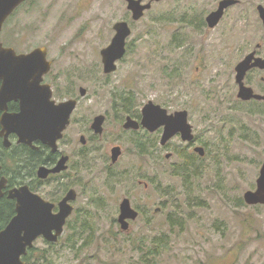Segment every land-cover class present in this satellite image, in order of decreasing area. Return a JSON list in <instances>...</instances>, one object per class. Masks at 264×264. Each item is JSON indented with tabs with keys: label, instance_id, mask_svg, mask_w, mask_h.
<instances>
[{
	"label": "rangeland",
	"instance_id": "obj_1",
	"mask_svg": "<svg viewBox=\"0 0 264 264\" xmlns=\"http://www.w3.org/2000/svg\"><path fill=\"white\" fill-rule=\"evenodd\" d=\"M216 1L162 0L135 21L125 0H27L7 19L5 46L46 47L61 96L79 99L60 141L70 168L43 193L52 199L74 187L75 211L57 242L35 241L29 264H264V204L243 198L256 189L264 161V117L250 111L262 105L239 107L220 88L215 66L198 73L187 58L193 45L234 44L244 28L237 7L208 36L195 30ZM118 21H127L132 34L117 70L106 74L101 50ZM211 89L217 92L210 96ZM149 101L172 112L189 109L205 155L179 137L161 146L158 133L125 130L127 111ZM104 113L98 135L91 123ZM115 145L122 153L112 164ZM181 154L196 155L197 176L175 174ZM124 198L140 212L128 230L118 222Z\"/></svg>",
	"mask_w": 264,
	"mask_h": 264
},
{
	"label": "water",
	"instance_id": "obj_2",
	"mask_svg": "<svg viewBox=\"0 0 264 264\" xmlns=\"http://www.w3.org/2000/svg\"><path fill=\"white\" fill-rule=\"evenodd\" d=\"M25 0H0V31L8 16ZM127 8L132 13L133 20H140L153 6L154 2L162 0H125ZM237 0H222L216 11L207 18L211 27L218 24L224 10ZM115 35L110 44L101 50L103 68L106 74L117 70V62L127 52V40L132 34V28L127 21H118L113 26ZM0 62L5 71L4 82L0 91V109L5 108L11 99L21 101V111L17 114L5 115L3 123L9 132L18 134L20 141L30 144L34 139H40L54 146L63 137V132L70 123V117L75 110L77 101L68 100L57 104L52 100V91L49 87H41L45 73L50 69L45 47H38L29 53L17 54L13 48L3 47L0 44ZM241 68L246 69L243 64ZM81 95H86V89H80ZM260 97L252 92L245 97ZM104 115H98L92 127L97 133L103 132ZM141 124L149 131L154 132L164 126L161 144L166 145L177 133L182 134L184 141L195 138L192 126L188 122L186 111L169 113L168 109L153 101L143 107ZM125 128H138L139 124L128 117ZM82 141L85 142L84 137ZM199 155H205V149L197 146L194 149ZM113 162L121 154L120 146L114 147ZM170 157L171 154L166 155ZM68 156L63 157L52 170L41 169L40 176L47 177L50 172H59L67 169ZM1 170V167H0ZM6 186V179L0 180V197ZM10 198L18 200L16 211L9 223L0 231V264H25L22 257L28 249L34 247L35 241L43 237L48 242H57L63 235L68 218L74 211L70 203L77 198L75 189H71L60 202L59 211L54 212V205L44 200L38 194L32 193L27 186L12 189ZM244 201L248 205L264 204V162L257 179L255 190L245 192ZM139 212L131 205L129 198H124L120 204L118 222L123 230H128L130 221L137 219Z\"/></svg>",
	"mask_w": 264,
	"mask_h": 264
},
{
	"label": "flooded vegetation",
	"instance_id": "obj_3",
	"mask_svg": "<svg viewBox=\"0 0 264 264\" xmlns=\"http://www.w3.org/2000/svg\"><path fill=\"white\" fill-rule=\"evenodd\" d=\"M26 1L27 0H25L19 6L24 4ZM147 1L148 0H146V2ZM221 1L222 0H217L213 8L204 12V15L202 16L200 21L193 26L194 29L203 32L204 36H208L209 33L212 32V30L216 29V27L222 22L228 11L237 7H240L241 9V12L239 13V18L245 23L244 28H240L239 30H237L238 32H240V34H238L235 37L236 40L234 44L224 43L218 46H214V45L212 46L210 44L193 45V50L189 49L187 58L190 60L191 64L196 65V69L198 73H201L203 69L207 70L208 68L210 67L212 68L215 66L218 70L214 77L216 78L217 82H222V84L219 86L225 91L226 97L235 99L236 102L239 104V107L241 105H243L244 107L245 105L256 106L258 104H261L262 105L261 109L252 108L250 111L253 114H260L261 116L264 117V0H249L248 5L250 6L246 5L245 0H237L235 4L230 5L224 10V14L220 19V21L218 22V24L215 25L214 27H211L207 21V18L213 11H216L219 8ZM16 9L8 16V18L15 13ZM249 12H252L253 14L252 18L251 17L249 18ZM5 22L3 24L2 30L0 31V44H2L3 47L13 48L17 54L29 53L35 49L34 48L27 52H19L14 47L5 46L1 38V34ZM182 47L184 46H180L179 48ZM47 59H48V53H47ZM48 60L50 61V69L47 73L44 74L43 79L41 81V85H42L41 87H47V86L49 87V89L52 91L51 98L57 104L68 100H76L78 105L79 99L77 97L71 96L67 98L65 96H61L62 94H64V92L63 91L60 92V88L57 87L55 81L52 80L53 78L52 69H54V61L50 59ZM242 64L246 69L240 67V65ZM2 65L3 64H1L0 62V91L2 89L4 82L3 75L5 74ZM180 76L181 73L177 69L176 77L179 78ZM196 78L198 79V76H196ZM216 92L217 90L211 89V91L208 93L211 96V94H215ZM250 92L260 97H256V96L245 97L249 95ZM143 107L137 113L132 112V110L127 111L128 114L124 122L125 124L128 117H131L134 121H136L139 124V127L125 128L123 124V128L125 130H133V131H139L143 129L146 131L148 135H152L153 133H158L160 134L159 143L161 144V138L164 133L165 127L161 126L154 132H151L147 128L143 127V125L141 124L143 118ZM20 111H21V101L19 99L9 100L6 104V107L0 109V167H1L0 180L2 178L6 179V186L3 189L4 193L2 197H0V212L2 210L1 203L3 201L6 205L13 206L14 215L17 213L16 207L18 200L15 198H10L9 194L12 189L21 188L23 186H27L32 193L38 194L44 200L48 201L49 203H52L54 205L53 211L58 212L60 202L67 196L68 192L71 189H75V188L70 186H64L62 187L59 194L57 193L50 197L52 199H48L46 197L47 194L43 195V193L45 192L46 188L52 187L53 182L58 181L60 178H63L65 173L70 168V162L72 156L63 148H61L60 141L63 139L65 131L68 129V127L71 124V117L75 110L71 114L69 125L63 132V137L57 141V145L55 148L54 146H51L50 144L45 143L40 139H34L30 144L24 143L20 141V137L18 136L17 133L13 131L9 132V130L7 129V127H5L3 123L4 116L17 114ZM181 111H186L188 113V122L192 126L194 132V127L190 121L189 109L179 108L173 112L172 111H168V112L176 113ZM98 115L105 116V121H104L105 124L107 119V114L104 113ZM97 116L93 118V122L91 123L90 128H92V130L99 135L102 134L103 132L97 133L92 127V124L94 123V120ZM104 124H103V131H104ZM82 137H84V140L86 142V137L84 135L80 136V142L82 144H85V142L82 141ZM178 137L181 139V141L185 142L187 146L193 149L199 146L196 136L192 141H184L182 139V134L177 133V135H175L172 139ZM170 141L166 143L167 146L169 145ZM166 145L161 144V146H166ZM117 146L119 145H115L114 147ZM113 148L111 149L112 164L117 162L120 157L119 156L118 159L115 162H113V158H112ZM120 148L122 153V147L120 146ZM65 156H68V160L66 163L68 167L66 170H62L55 173L50 172L47 177L40 176L41 169L52 170L58 165L60 160ZM76 199L70 201V203L73 206H75L74 202L76 201ZM136 210L138 211V209ZM74 211H75V207H74ZM28 251H30V249H28ZM29 256L31 257V252H27V254L22 257L25 264H27Z\"/></svg>",
	"mask_w": 264,
	"mask_h": 264
},
{
	"label": "trees",
	"instance_id": "obj_4",
	"mask_svg": "<svg viewBox=\"0 0 264 264\" xmlns=\"http://www.w3.org/2000/svg\"><path fill=\"white\" fill-rule=\"evenodd\" d=\"M143 144H141V150H143ZM181 157H185V161L182 165H180V167L175 170V174H180L183 173L185 171H192L191 170V166L193 165V161L196 158L195 154H191V155H183L181 154ZM188 169V170H187ZM191 174L192 176H197V171H192V173H188ZM1 212H0V231L5 227V225L9 222V220L12 218V216L14 215V208L12 205H6L3 201L1 203ZM32 248L30 249L31 252ZM31 261V257L29 256L27 264H29Z\"/></svg>",
	"mask_w": 264,
	"mask_h": 264
}]
</instances>
